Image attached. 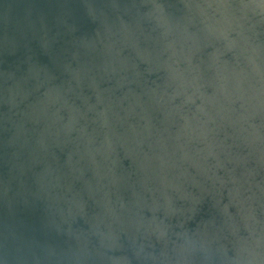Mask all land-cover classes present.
Returning a JSON list of instances; mask_svg holds the SVG:
<instances>
[{
    "label": "water",
    "instance_id": "95a60500",
    "mask_svg": "<svg viewBox=\"0 0 264 264\" xmlns=\"http://www.w3.org/2000/svg\"><path fill=\"white\" fill-rule=\"evenodd\" d=\"M0 264H264V0H0Z\"/></svg>",
    "mask_w": 264,
    "mask_h": 264
}]
</instances>
